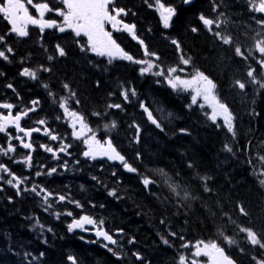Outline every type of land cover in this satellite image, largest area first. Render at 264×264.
I'll return each instance as SVG.
<instances>
[{
    "label": "trees",
    "instance_id": "trees-1",
    "mask_svg": "<svg viewBox=\"0 0 264 264\" xmlns=\"http://www.w3.org/2000/svg\"><path fill=\"white\" fill-rule=\"evenodd\" d=\"M183 1L160 0L176 12L167 29L159 18L155 0H115V4L129 10L124 21L135 25L145 39L148 52L159 57L156 63L162 69L184 68L185 74L202 71L216 83L217 90L234 81L235 75L245 79L247 84L249 65L256 72L261 68L255 59L245 61L237 57L235 47L238 45L247 54L251 47L248 36L253 34V28L260 26L255 21L264 16L250 11V0H194L187 5ZM40 2L57 8L55 0ZM214 6H218L216 12ZM220 13L224 16H219ZM201 14L213 20L226 18L228 22L220 28L213 25V30L208 31L198 18ZM192 27L198 28V32H192ZM28 31L29 35L24 38L6 35L9 25L0 18V36H5L0 50L9 46L13 49L9 60L0 59V102H10L17 106L14 111H19L31 107V101L39 100L36 111L26 117L22 126L30 129L35 125L42 131L43 127H48L71 145V156L59 153L60 159H54L40 145L58 148L57 142L33 133V150L22 152L17 147L14 162L8 158L9 154L2 158L0 163L11 172L22 179L27 177L22 188L38 185L53 196L52 207L47 208L42 197L34 193L17 195L16 189L6 183L10 177L3 174L4 179L0 180V264H73V261L75 264H179V256L188 253V248L182 247L188 240L216 242L237 264H255L253 255L264 249L250 245L238 226L251 227L264 234V185L258 179L264 173V88L250 82L244 90L235 87L240 96H244L240 103L223 92L224 95H218L233 113V138L225 128L213 125L203 109L191 104L188 92L173 93L169 87L157 84V76L151 74L137 77L133 64L123 65L116 60L109 65L103 57L81 52L86 37L77 38L69 30L61 33L45 29L41 33L35 26ZM215 31L231 37L232 43L223 44L214 35ZM123 36L124 50H130L141 60L154 59L144 55L145 50L141 51L128 36ZM172 39L178 41L180 49L171 43ZM57 44L67 55L49 61V55L56 56ZM181 56L190 57L189 65L181 63ZM41 66L51 71L44 72ZM25 67L36 70L38 79L30 81L20 76ZM9 83L15 91L7 87ZM64 83L70 85L80 100L79 105L70 100L69 107L82 113L90 127H96L92 129L98 139L109 132L104 129L105 123L116 122L117 128L109 132L110 138L136 172H127L120 163L89 160L82 155L81 143L72 138L58 106L60 97L68 96ZM44 84L48 85L47 89ZM161 87L167 88L170 94ZM124 88H134L137 97L124 102L120 95ZM49 91L53 95H49ZM54 100L57 103H53ZM140 102L150 111L159 105L171 113L167 124L161 122L163 131L148 121L139 107ZM109 103H120L123 110H109ZM94 111L106 114L99 118L92 115ZM41 119L47 122L43 127L37 124ZM133 123L141 128L138 143L134 142L135 128L130 127ZM17 135L22 136V133ZM225 144L233 147L232 153L225 151ZM0 147L7 148L2 134ZM29 151L33 158L30 168L22 162ZM20 158L23 160L17 164ZM59 165H63L62 168ZM53 167L57 172L47 175L46 170ZM158 170L170 174L180 185L176 192L160 184L165 176ZM37 171L45 174L36 176ZM205 176L211 179L205 182L201 179ZM144 177L154 181L149 188L142 183ZM205 183L209 192L204 191ZM180 189H185L194 199H184ZM110 191H115L116 195L110 196ZM58 195H66L83 207L60 202ZM238 205L245 208L247 216L240 214ZM68 211L73 216L66 215ZM85 214L97 222L103 221L104 229L110 233L123 231L117 238L118 243L109 246L116 255L86 232L68 231L72 219ZM221 232L237 243L229 245ZM180 236L184 237L183 241ZM163 239L169 243L165 244ZM130 240L134 242L129 243ZM26 253L31 255L26 256ZM133 253H139L143 260L137 261ZM33 256L37 259L33 260Z\"/></svg>",
    "mask_w": 264,
    "mask_h": 264
},
{
    "label": "snow or ice",
    "instance_id": "snow-or-ice-1",
    "mask_svg": "<svg viewBox=\"0 0 264 264\" xmlns=\"http://www.w3.org/2000/svg\"><path fill=\"white\" fill-rule=\"evenodd\" d=\"M147 2V0H146ZM191 0H184L185 4H189ZM251 2L250 11L255 13L264 14V0H259L258 4ZM63 8L53 9L49 3L47 2H35V0H0V18L7 22L10 26L9 32L6 35L14 34L18 38H24L29 35L28 28L29 26H35L39 28L40 32L43 33L45 29H56L59 32L63 33L67 30H70L74 33L75 37H86L87 44H81L80 50L81 52H91L98 57H107L108 64H112L113 61L121 60V61H129L134 64L140 65L139 68L140 74L146 75L151 74L157 77H164L165 81L174 91L177 92H190L191 93V104L197 105L199 101H203V103H199V107L201 109H210V113H207V119L212 122L213 125L219 127H223L227 130L228 133H231L233 138H235V130H234V116L230 110L229 105L224 102L217 94V85L216 83L209 78L204 72L197 70L194 75H191L189 78H183L181 75H178V72H184V68L177 67H169L166 70L162 69L156 61L159 60V57L156 56L155 53H149L146 46L144 45L143 40H138L135 25L126 23L123 17L129 14V10L123 7H117L115 4V0H60ZM156 10L159 12L160 20L163 24V27L167 29L170 26V21L173 16L176 14L175 9L172 7H165L164 4L160 3V0H155ZM29 6L35 9L36 15L31 14L29 10ZM152 7V4H149ZM218 6H214L213 11H217ZM55 12V15L62 17V21H57L55 19H46V14ZM219 16L223 17L224 14L220 13ZM201 23L205 26L208 31H212V26L215 24L217 28L221 27V24H226L228 21L225 18L224 20H213L211 18L205 17L201 14L199 17ZM258 25H260L261 29L264 30V19H257L255 21ZM106 25H110L112 31L106 29ZM192 32H198V28L192 27ZM113 32H127L132 39L138 40L140 45L145 49V55L151 56L154 59H134L132 55L126 52L121 46L117 43V41L113 38ZM214 35L217 39L221 40L223 44L229 45L232 43L231 37L227 35H223L220 31H215ZM264 35V31L258 32L257 36ZM255 39L254 44V52L258 53L257 57L254 55L253 49H249L247 54L242 51L241 47H235V55L237 57H241L245 61L249 58L255 59L256 63L260 66L261 69H264V39ZM5 42V36H0V43ZM77 43H80L77 40ZM171 43L176 46L177 49H180V44L177 40L172 39ZM13 53V49L9 46L6 49L0 50V59L5 61L9 60V54ZM56 56L49 55L48 60L52 61L57 56L59 58H63L67 55L65 49L57 44L55 48ZM181 63L184 66L189 65L190 57L185 58L181 56ZM41 70L44 72H50L51 69L41 66ZM2 75V73H0ZM20 76L28 77L32 80L38 79V74L36 70L25 67L20 72ZM247 77L249 78L250 83L257 84L259 87L264 88V81L257 78L256 69L249 65L247 71ZM99 85V82H97ZM9 89H13V85L9 83L7 85ZM44 87L47 89L48 85L44 84ZM233 87H238L240 90H244L246 87V83L242 82L240 79L234 80ZM63 88L68 91V96H61L58 102L59 109L62 110L63 119L68 123V126L71 129V135L74 140L82 141L85 150L82 155L85 158H89L91 160H97L98 158H106L108 161L119 162L122 167L130 173H134L137 171L135 167L130 165L126 160L125 156L121 154L117 150V148L113 145L112 139L108 138L104 141L97 139L96 132L89 126L86 117L78 112L75 109H70L69 102L70 100H74L76 105L80 104V100L77 98V94L71 90L70 85L68 83L63 84ZM13 91H15L13 89ZM49 95H53L51 91H49ZM111 95V94H110ZM124 102H130V97H137V92L134 88H124V90L120 93ZM39 100L31 101V107L26 109H22L19 111H15L14 109L17 107L16 105L10 102H0V110H6V114L3 111H0V133H7L10 128H14L17 133H22L21 135L11 136L9 135V141L16 140L19 142V145L28 150H33V144L31 142V137L33 133L41 132L40 127H33L30 129H25L22 126V120L29 116L31 112L36 111L37 106L39 105ZM53 103H57L56 100ZM139 107L146 113L148 121L155 125L156 128L161 129V122L154 115L153 112L149 110L148 106L145 103L140 102ZM107 109H118L123 110L122 104L120 103H109L107 105ZM161 112L163 110H160ZM106 113H100L98 111H94L92 115L102 118ZM169 117L171 113L168 114ZM57 119H61L60 116H57ZM218 121H222V124ZM46 120L41 119L37 121V124L41 126L46 125ZM130 127L135 128V137L134 142L138 143L141 134V128L138 124L133 123ZM117 128V124L115 121H112L110 124L105 123L104 129L111 132L112 130ZM184 131V130H181ZM43 134L48 136L51 141H59V147L54 148L48 145L41 144L40 147L43 148L46 152L51 153L52 157L56 160L60 159L59 153H63L65 155L71 156L69 152V148L71 145L66 143L60 136L53 133L48 127H43ZM27 138V142L25 141ZM225 151L232 153L233 147L229 144L224 145ZM16 151V147L10 142L8 143L7 148H0V154L8 155L9 153H14ZM139 158V154L138 157ZM32 154L31 151L28 152L25 159L22 161L30 168L32 166ZM78 163V162H77ZM68 162H64V167L67 168ZM191 167V165H189ZM43 167V166H41ZM57 168L53 167L46 170V174L51 176L52 174L57 172ZM160 175L167 176L163 170H158ZM3 174H7L9 179L6 180V183L16 189L17 195H21L24 192L34 193L37 197H42L44 205L47 208H51L52 204L50 202L53 194L47 191L43 187H39L38 185H33L32 187H21L25 185L27 182V177L20 178L15 173L11 172V170L4 164L0 163V180H3ZM45 174L44 172L37 171L36 176H40ZM115 175V172H113ZM96 179V177H93ZM202 180L205 182L211 179L208 176L202 177ZM142 183L145 188H149L150 185L154 183V181L148 177H144L142 179ZM260 183L264 185V179L260 180ZM169 187L173 192H176L179 185L169 184ZM184 192V199H194V197H190L188 192L185 189H180ZM204 191L209 192L210 189L205 183ZM110 196H115V191H110L108 193ZM58 201L64 202L68 201L69 203H74L77 208H82L83 206L78 201H73L70 197L66 195H58ZM239 212L242 216H247L248 213L245 208L241 205H238ZM47 210V209H46ZM60 215L59 213L57 214ZM68 216H73L71 211L66 213ZM235 223V221H232ZM39 222H37L38 224ZM163 223V221H162ZM86 226H92L95 229V236L97 237V242L103 240L106 242L104 244L105 247L108 245L117 244V240L113 238L108 231L104 229L103 221L97 222L90 215H81L79 218H73L71 223L68 224V231L72 232L73 230L80 229L81 231H88L89 229ZM35 227V226H34ZM239 232L246 235L247 242L256 247L258 246L261 249H264V234L258 233L251 227L246 226H238ZM41 232L44 231L43 226H40ZM50 231V229H49ZM171 236H176V233H170ZM221 235L224 236V239L228 242L229 245H235L237 241L235 239H230L228 236L224 235L221 232ZM182 241L184 240L183 236L179 237ZM134 241H129V243H133ZM165 244H168L169 241L167 239H163ZM183 248H193L192 252L193 259L190 261V264H199V261L196 258L199 257H207L208 264H236V261L228 256L224 250L218 243L216 242H205L203 240L197 241L195 244H189L187 242L182 244ZM109 251L113 252V255H116V252L113 251L112 248H108ZM244 250L241 248V252ZM26 256L31 255L30 253H26ZM44 254L41 253V256ZM137 261H142L143 257L139 253H133ZM119 258V257H118ZM33 260L37 259V257L33 256ZM69 259H72L69 257ZM253 260L255 264H264V258H257L253 256ZM73 264L75 262L73 261ZM179 264H189L187 258L184 255L179 256Z\"/></svg>",
    "mask_w": 264,
    "mask_h": 264
},
{
    "label": "rangeland",
    "instance_id": "rangeland-1",
    "mask_svg": "<svg viewBox=\"0 0 264 264\" xmlns=\"http://www.w3.org/2000/svg\"><path fill=\"white\" fill-rule=\"evenodd\" d=\"M256 2H257V4H258V2H259V0H256ZM57 4L59 5L57 8H63V5H62V3H60V0H58V2H57ZM155 5H156V3H155ZM29 10H30V12H31V14H33L34 16L36 15V13H35V9L34 8H32L31 6H29ZM48 15H50V16H48L50 19H55V20H57L58 22L59 21H62V17H59V16H57V15H55V12H53V15L50 13V14H48ZM159 17H160V15H159ZM215 25V24H214ZM253 34H251L250 36H248L249 38H250V40H251V47H250V49H253V52H254V44H255V39L254 38H256V39H264V35H261V36H257V33L258 32H262V31H264V30H262L261 29V27L259 26V27H256V28H253ZM87 44V41L86 40H84V43H83V45H86ZM236 46H238V45H236ZM95 55V54H94ZM254 55H256L257 57L259 56V54L258 53H255L254 52ZM141 66H138L137 67V69H139ZM179 69V68H178ZM261 76H262V81H264V69H260V70H258L257 71ZM178 75H181L183 78H189L191 75H194V74H185L184 72H178L177 73ZM157 78H160V80H159V84L160 85H164V86H167V87H169V85L167 84V82L165 81V79H164V77H157ZM157 78H155V79H157ZM236 79H240L242 82H246V80L245 79H241L238 75H235V77H234V80H236ZM28 80H32V79H30V78H28ZM232 80V79H231ZM233 83H234V81L232 80L231 82H229L228 83V85L224 88V89H220V90H216L217 91V93H218V95L221 93L222 95H224L223 93H225V94H227V95H229L230 97H232L235 101H237V103H240V102H242V100H243V98H244V96L243 95H241L240 96V92L237 90V89H235V87H233ZM249 83V82H248ZM248 83L246 84V85H248ZM170 88V87H169ZM170 90L171 91H174L172 88H170ZM223 92V93H222ZM67 94H69L68 92L65 94V95H67ZM189 96H190V99H191V93L189 92ZM59 102V101H58ZM199 103H203V101L201 100V101H199ZM199 103L197 104V106L199 107ZM200 108V107H199ZM71 109V108H70ZM201 109V108H200ZM160 110H163L162 112L160 111ZM1 111V110H0ZM62 111V110H61ZM210 109H207V108H205V109H203V111L202 112H204L206 115H207V113H210ZM5 112V114H6V110L4 111ZM156 114V115H155ZM169 112H168V110L166 109V108H164L163 106H159V105H156L155 106V111H154V116L158 119V120H161L160 122H162V123H165V124H167L170 120H171V118L169 117ZM63 115V114H62ZM64 120V119H63ZM65 121V120H64ZM219 122H222V121H219ZM67 123V122H66ZM67 127H68V129H69V132H70V134H71V129H70V127L68 126V123H67ZM103 126H101V127H99V128H102ZM91 128H96V127H91ZM108 138H110V133L109 132H107L106 133V135L104 136V137H102V138H99V140H101V141H104L105 139H108ZM61 139H63V137H61ZM98 139V138H97ZM57 142V145H59L60 144V142L59 141H56ZM80 143H81V146L80 147H82V149H83V151L85 150V146H84V144H83V142L82 141H80ZM15 147H21L19 144H13ZM1 148V147H0ZM14 153H12V155H13ZM15 156V155H14ZM14 156H12L13 158H11L13 161H15V158H16V156L14 157ZM89 159V158H88ZM98 159H106V158H98ZM21 160H23V159H18L17 160V162L18 163H21ZM107 160V159H106ZM110 162H114V161H110ZM116 163H119V162H116ZM62 166L63 165H59V167L60 168H62ZM62 170V169H61ZM61 173H63V171H61ZM167 176L168 177H165L164 178V180H161L160 181V179H159V181H160V184L164 187L165 185H166V190H168V191H171V192H173L172 191V189L169 187V184H176V185H179L178 183H176L175 182V179L170 175V174H167ZM168 178V179H167ZM258 179L259 180H261V179H264V173L262 172V176H258ZM179 187H180V185H179ZM179 187L177 188V190L179 189ZM176 190V191H177ZM82 232H85V231H82ZM188 243L189 244H195L196 242H192V241H189L188 240ZM194 251V249L193 248H188V253L187 254H184V256L187 258V261L190 263V261L193 259V257H192V252ZM262 255H264V251L262 252V253H258V254H254L253 256H255V257H257V258H261V256ZM197 260L198 259H202V260H198L199 261V264H208V262H207V257H199V258H196ZM203 261V262H202ZM205 262V263H204Z\"/></svg>",
    "mask_w": 264,
    "mask_h": 264
},
{
    "label": "water",
    "instance_id": "water-1",
    "mask_svg": "<svg viewBox=\"0 0 264 264\" xmlns=\"http://www.w3.org/2000/svg\"><path fill=\"white\" fill-rule=\"evenodd\" d=\"M192 1V0H191ZM127 33V32H126ZM89 227H92V226H89ZM94 232H95V230H91L90 231V234H92L93 235V237L97 240V237L95 236V234H94ZM118 234H122V231H114L111 235H113V238H114V236H116V235H118ZM103 241V240H102ZM104 242V241H103ZM104 243H106V242H104ZM108 246H110V245H108Z\"/></svg>",
    "mask_w": 264,
    "mask_h": 264
},
{
    "label": "flooded vegetation",
    "instance_id": "flooded-vegetation-1",
    "mask_svg": "<svg viewBox=\"0 0 264 264\" xmlns=\"http://www.w3.org/2000/svg\"><path fill=\"white\" fill-rule=\"evenodd\" d=\"M10 131H11V134H15V133H16V131L13 130V129H11ZM17 160H18V159H17ZM16 163H17V164H20V163H18L17 161H16Z\"/></svg>",
    "mask_w": 264,
    "mask_h": 264
}]
</instances>
